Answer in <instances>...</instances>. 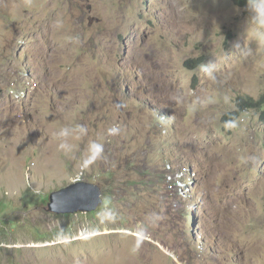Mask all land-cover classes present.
<instances>
[{"label": "rangeland", "instance_id": "374dc122", "mask_svg": "<svg viewBox=\"0 0 264 264\" xmlns=\"http://www.w3.org/2000/svg\"><path fill=\"white\" fill-rule=\"evenodd\" d=\"M248 21L233 0H0V264H264ZM78 179L97 209L49 211Z\"/></svg>", "mask_w": 264, "mask_h": 264}, {"label": "water", "instance_id": "95a60500", "mask_svg": "<svg viewBox=\"0 0 264 264\" xmlns=\"http://www.w3.org/2000/svg\"><path fill=\"white\" fill-rule=\"evenodd\" d=\"M120 107L121 104L118 103L117 110H120ZM101 203L100 189L97 185L85 181H75L51 192L47 206L49 211L60 214L88 213L97 209Z\"/></svg>", "mask_w": 264, "mask_h": 264}, {"label": "clouds", "instance_id": "9594fccd", "mask_svg": "<svg viewBox=\"0 0 264 264\" xmlns=\"http://www.w3.org/2000/svg\"><path fill=\"white\" fill-rule=\"evenodd\" d=\"M246 10L249 14V25L252 32V35L257 41H264V0H246ZM119 131L118 128H111L109 129L110 134H116ZM65 133H61L63 135ZM59 147L61 149H65V144H59ZM92 155L85 160V164L91 163L95 158L99 157V155L103 151V147L100 144L93 143L90 146ZM251 162L253 164H256L257 158L255 156L251 157ZM170 170V168H169ZM184 171V173H181L180 171H177L175 175L169 174L171 176V179H169V175L167 177L168 184H174V186H178L180 181H185V177L187 176V170H181ZM76 181H83V180H76ZM187 183V181L183 182L181 185L185 186L184 184ZM96 210V209H95ZM92 212V211H91ZM110 215V213H107ZM57 240L68 243L69 238L65 236L62 232L57 234Z\"/></svg>", "mask_w": 264, "mask_h": 264}, {"label": "trees", "instance_id": "16d2710c", "mask_svg": "<svg viewBox=\"0 0 264 264\" xmlns=\"http://www.w3.org/2000/svg\"><path fill=\"white\" fill-rule=\"evenodd\" d=\"M234 3H237L239 5H245L246 4V0H233ZM194 62L195 65H198V61L196 63V60H192ZM264 106V99H254L250 96H246L244 98H240L237 101V107L239 108V110H246V108H257V109H261ZM239 115V111L234 110L231 111L230 113H227L225 116L229 117L231 121H234L237 116ZM261 118H264V110L261 111L260 114Z\"/></svg>", "mask_w": 264, "mask_h": 264}, {"label": "built area", "instance_id": "2783aa9c", "mask_svg": "<svg viewBox=\"0 0 264 264\" xmlns=\"http://www.w3.org/2000/svg\"><path fill=\"white\" fill-rule=\"evenodd\" d=\"M169 179H171V176L169 175Z\"/></svg>", "mask_w": 264, "mask_h": 264}]
</instances>
